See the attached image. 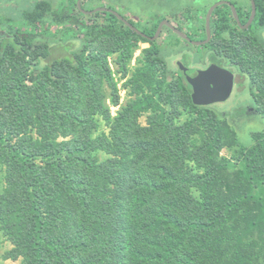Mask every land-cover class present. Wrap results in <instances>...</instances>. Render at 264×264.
<instances>
[{
	"label": "trees",
	"instance_id": "obj_1",
	"mask_svg": "<svg viewBox=\"0 0 264 264\" xmlns=\"http://www.w3.org/2000/svg\"><path fill=\"white\" fill-rule=\"evenodd\" d=\"M87 1L81 9L78 0H37L19 21L0 20V229L14 245L4 258L264 264V127L243 145L237 114L195 105L156 44L111 13H84L100 7ZM255 3L242 32L227 5L217 8L210 46L248 78L264 126V41L252 30H264V0ZM141 41L153 47L126 86L142 97L114 117L106 88L115 106L120 95L109 57L118 54L126 77Z\"/></svg>",
	"mask_w": 264,
	"mask_h": 264
},
{
	"label": "rangeland",
	"instance_id": "obj_2",
	"mask_svg": "<svg viewBox=\"0 0 264 264\" xmlns=\"http://www.w3.org/2000/svg\"><path fill=\"white\" fill-rule=\"evenodd\" d=\"M36 1L37 0H0V20L5 19L6 17H15L16 20L19 21L20 12L24 8H29ZM63 1L65 2V4L68 3V0ZM222 1L231 2L232 4H235V7H237L238 9L242 7L244 11L248 10L251 4V0H100L97 3H93L94 1L88 0V5L86 7L89 8V5L96 6L97 4H99L100 7H107L112 10L119 11L123 15L127 16L128 19L134 20L133 22L136 23H132V25H134L138 29H143L147 24H150V26H154V22L156 24V22L166 14L173 15L175 13H178L182 14V19L176 17L177 21L181 23V25L186 30L192 32L193 30L195 31V29H192L193 27H195V25L201 24L202 26L209 9L214 4ZM63 3L59 5V7L63 6ZM227 10L230 11L229 8ZM240 11L241 10L239 9V12ZM169 18L171 19V17ZM252 30L255 32L256 36H260V38H262V40L264 41V31H259L255 29V27H253ZM254 32L252 33L254 34ZM168 33L169 31L165 30V34ZM204 37L205 35L202 33L198 36H191L189 38H191V40L195 43L199 42L196 40H201V38ZM163 41H166V39L163 40V38H161L158 43L162 45ZM181 43L183 45V42ZM149 47V44H146L142 41L139 43L138 49L134 52L133 59L128 65V75L126 77H124L121 71H119V67L116 63L118 54L109 57V64L111 65L113 78L117 84L120 95V104L118 106H115L111 102V90L106 88V93L108 94L107 105L108 107H110L111 113L114 117L117 116L118 111L127 102L135 100L137 97H142V94L135 95L134 93H132L131 88L129 86H126V83L132 77L135 71L142 66L141 60L143 59L144 55L143 51ZM210 47L211 49L206 50L195 45H190L189 48H191L190 50H193L192 52L187 53V51L190 50H188L187 48H182L178 51L177 54L171 53L165 59L168 62L169 67L173 71L176 70L175 62L177 60L184 59L185 57L188 59L191 58L190 60L193 62H202L200 66H206L210 64L211 61H218L221 62V64L228 66V68H233V70L237 74L238 86H235L233 95L231 96L230 100L222 104H216V107L221 113L237 114L236 117L233 116L232 121L238 124V136L242 144L249 145L251 143L250 133L260 130L264 126L262 123H260V117L255 115V108H253L251 100L252 96L250 93V89L248 88V78H244L243 80L242 71L235 65V62L233 59H231V57V60H228L217 54L215 50L218 48L217 45L215 46V48L213 47V45ZM198 48L201 49L195 52V49ZM170 52L177 51L173 50ZM173 78H175V76H173ZM168 80H172L171 77ZM240 84H242V86L244 85V89L242 86H240ZM165 108L168 109L169 107L165 106ZM240 110H248V117L244 118L241 114H238ZM148 116L149 113L143 114L139 118V123L143 126H146ZM237 116H239V118H237ZM187 118L188 113L184 112L182 117L178 119L177 122H184ZM100 131L108 133L109 128L103 122H101ZM221 155L231 157L232 152L228 149H224L222 150ZM99 157L101 160H104L107 158V155L100 153ZM4 175L5 173L3 167L0 165V190H2L4 187ZM13 247L14 245L4 236L2 230L0 229V264H22L21 258L16 261L10 259L7 260L4 258V255L8 251H11Z\"/></svg>",
	"mask_w": 264,
	"mask_h": 264
},
{
	"label": "water",
	"instance_id": "obj_3",
	"mask_svg": "<svg viewBox=\"0 0 264 264\" xmlns=\"http://www.w3.org/2000/svg\"><path fill=\"white\" fill-rule=\"evenodd\" d=\"M83 0H78L77 4L78 7L82 9L81 3ZM252 4V14L250 17L249 22L247 23L244 28H249L256 17L257 8L255 0H251ZM223 5H227L230 7L235 20L237 21L238 25L242 27L241 20L239 18L237 9L234 4L231 2H218L214 4L207 13L206 18V26H207V36L208 41L211 38V18L215 10ZM84 11V10H83ZM96 12H107L115 15L120 21H122L126 26L131 28L137 34L146 37L147 36L142 33L138 28L132 25L128 20H126L122 15H120L117 11L108 9L106 7H99L94 9L93 11H84L86 14H93ZM167 26L171 27L174 31L179 33L184 39L189 40V38L180 32L178 29L172 27L170 23H166ZM163 28V24H161L153 38H150L151 41L156 40ZM180 64V68L184 73L186 81L192 88V101L197 106H211L216 104H222L230 100L231 96L233 95L234 88H235V74L226 69L221 67L217 64L210 65L207 69H195V68H188L185 67L182 63Z\"/></svg>",
	"mask_w": 264,
	"mask_h": 264
},
{
	"label": "flooded vegetation",
	"instance_id": "obj_4",
	"mask_svg": "<svg viewBox=\"0 0 264 264\" xmlns=\"http://www.w3.org/2000/svg\"><path fill=\"white\" fill-rule=\"evenodd\" d=\"M251 2V1H250ZM250 6L252 7V4H250ZM229 7V6H228ZM107 8V7H106ZM230 8V7H229ZM108 9H110V8H108ZM249 10V9H248ZM248 10H241L240 12H239V14H240V17H241V23H242V27L241 26H239V27H241L240 29H239V31L241 30V32L242 31H247V30H249L250 29V27L249 28H244V26H246L247 25V23L249 22V20H250V17H251V14H252V11H251V14H250V16L248 17V19H246V17H247V14H248ZM252 10V9H251ZM120 15H122L126 20H131V21H134V20H132V19H128V17L127 16H125V15H123L122 13H120L119 11H117ZM214 14V13H213ZM169 17H171V19L169 18ZM176 17H178L179 19H182V14H178V13H175V14H173V15H165L164 17H162V18H160L157 22H156V29L154 30V31H152V29L151 28H153V25H151L150 26V24H147L146 25V27H144L143 29L142 28H139V30L142 32V33H144L146 36H147V39L151 42V43H154V44H156L159 48H160V50H161V53H162V57L165 59V58H167L168 57V55H170L171 53H173V54H177L178 53V51L179 50H181L182 48H187L188 50H190L191 48H189V46L190 45H195V46H197V47H201V48H203V49H205L206 47H208V46H210L211 44H212V41H213V37H214V30H213V27H212V18H211V38H210V40L208 41V36H207V26H206V18H207V16L205 17V19H204V22H203V24H202V26H201V24H199V25H195V27H193L192 29H195V31L193 32H191V31H189V30H186L182 25H181V23H179L178 21H177V18ZM185 17V16H184ZM201 21V20H200ZM130 22V21H129ZM134 23H136V22H134ZM166 23H170L171 25H172V27H174V28H176V29H178L180 32H182L183 34H185L188 38L189 37H191V36H198V35H200V34H204L205 35V37L204 38H201V40L200 39H198V40H196V41H199V42H195V43H197V44H195L194 43V41H192L191 40V38H189V40H187V39H184L179 33H177L176 31H174L171 27H169V26H167L166 25ZM161 24H163V28H162V31H161V33H160V35H159V37L156 39V40H154V41H151L150 40V38H153L154 36H155V34H156V32H157V30H158V28H159V26L161 25ZM154 25H155V22H154ZM165 30H168L169 31V33L168 34H165ZM264 31V30H263ZM149 33V34H148ZM151 33V34H150ZM146 38V37H145ZM161 38H163V40L164 39H166V41H163V44L162 45H160L158 42H159V40L161 39ZM180 40V41H179ZM173 41H174V43H173ZM181 42H183V45H182V43ZM151 43H146V44H149V48H152L153 47V45L151 44ZM172 44V45H174V46H171V47H169L168 46V44ZM194 43V44H193ZM189 45V46H188ZM183 46V47H182ZM201 48H198V49H195V52H197V51H199V49H201ZM177 51V52H170V51ZM207 50V49H206ZM193 50H190V51H187V53H190V52H192ZM168 53V54H167ZM186 53V54H187ZM166 56V57H165ZM191 59V58H190ZM190 59H188V58H184V59H180V60H177L176 62H175V67H176V70L174 71V72H176L175 74L176 75H174L175 76V78H177V79H179L182 75L184 76V73H183V71L181 70V68H180V64L179 63H182L185 67H188V68H195V69H201V70H204V69H207L210 65H212V64H217V65H219V66H221V67H224V68H226V69H229L230 71H232L234 74H235V86H238L237 85V74L235 73V71L233 70V68H228V66H225V65H223V64H221V62H218V61H211V63L210 64H208V65H206V66H200V64H202V62H193V61H191ZM165 61H166V59H165ZM202 61V60H201ZM166 63L168 64V62L166 61ZM199 65V66H198ZM169 66V65H168ZM173 71V70H172ZM173 72V73H174ZM181 73V74H180ZM184 78H185V76H184ZM185 80H186V78H185ZM235 89V88H234Z\"/></svg>",
	"mask_w": 264,
	"mask_h": 264
}]
</instances>
